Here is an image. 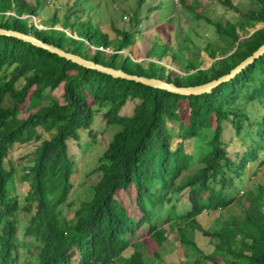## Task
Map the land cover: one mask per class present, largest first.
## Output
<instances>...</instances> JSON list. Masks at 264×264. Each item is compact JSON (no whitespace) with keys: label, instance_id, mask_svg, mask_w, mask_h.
Instances as JSON below:
<instances>
[{"label":"trees","instance_id":"1","mask_svg":"<svg viewBox=\"0 0 264 264\" xmlns=\"http://www.w3.org/2000/svg\"><path fill=\"white\" fill-rule=\"evenodd\" d=\"M89 1L76 0L40 29L30 18L39 14L41 0H0V27L176 86L228 74L264 44V0H247L244 9L219 0L234 19L195 13L216 32L202 49L213 59L208 68H200L199 50L186 39L153 44L148 55L156 60L144 65L124 51L136 43L137 26L146 18L143 8L154 13L162 1L136 0V9L128 13L129 30L113 24L115 37L87 13ZM57 23L63 29L54 28ZM169 55L183 74L160 63ZM7 92L11 104L0 107V264H148L138 242L162 246L167 225L188 250L191 264H264V184L243 185L248 164L264 167V53L210 92L183 95L114 77L0 34V95ZM24 105L26 116H21ZM97 114L115 132L88 172L99 174L89 197L69 218L61 207L68 204L77 173L79 153L72 151V141L81 147L95 138ZM182 121L177 138L170 127ZM205 130H211L206 149L197 153L194 147ZM31 143L34 149L15 161L14 148ZM16 179L24 183L22 193L16 191ZM235 203L243 207L242 216L232 215L213 230L203 227L199 217ZM198 235L209 249L199 245Z\"/></svg>","mask_w":264,"mask_h":264},{"label":"rangeland","instance_id":"2","mask_svg":"<svg viewBox=\"0 0 264 264\" xmlns=\"http://www.w3.org/2000/svg\"><path fill=\"white\" fill-rule=\"evenodd\" d=\"M75 1L76 0H41L39 14L32 16L30 19L36 27L40 29L48 28V24H45L55 15L61 18L66 13L68 5H71ZM159 1L160 0H157L156 3ZM161 1L163 3L162 8L156 9L154 13H148L147 6L143 8L141 17L146 15V18L137 26L140 33L138 34L136 43L126 49L124 54L130 55L137 62L147 65L149 61L156 60L148 55L153 44H163L170 41L173 45H176L178 39H186L188 41H193L197 50H199L200 58L198 59V62H200V68H208L213 62V59H211L202 49L205 43L215 39L216 32L206 18L212 20H230L234 19L236 14L226 9L219 3V0H185L187 5L197 4L195 11L187 8L185 3L183 4L184 0ZM232 1L234 4H239L243 9L248 8L249 6L247 0ZM84 5L87 13L91 15L97 25L102 30L108 32L112 37H115L116 34L112 29L113 24L118 28L129 30L130 25L128 23V13H132L136 9V0H90ZM195 13H202L206 18H198L195 16ZM261 26L262 24H258L256 28ZM54 28L63 29L62 23H57ZM253 30L254 29H250V31ZM64 31L68 35H73L75 37V34H72L71 32V28H66ZM108 51L112 52L110 49ZM184 51L185 53L187 52L185 49ZM187 55L190 56L189 54ZM160 63L168 69L183 74L178 63L173 61L170 55L164 57ZM55 93L59 94L58 92ZM247 93L248 92H246L245 95H247ZM11 101L12 96L10 92H7L5 95H0V107L9 106ZM243 105L244 103L240 102V106L242 107ZM25 108V105L21 107V116H26L24 111ZM129 109L130 108H127L126 111H129ZM182 124L183 121L175 122L170 127V131L177 138H180ZM92 129L95 132V138L84 140L81 142L83 146L77 147L74 145L75 142L72 141V151L77 154L79 153V155L74 158L77 161V173L74 176V186L69 195L68 204H64L61 207L64 214L69 218L74 217L75 208L89 197L90 188L98 180L99 174H93L90 176L88 175V172L97 165L100 156L107 148L115 132V129L109 127L106 124V121L98 114L95 117ZM210 132L211 130L203 131L201 140L198 139L196 142L197 144L194 147L195 152L198 153L206 149L204 148V140L206 141L209 138ZM35 145V143H31L26 146H17L14 148L12 156L15 161H17L19 157L33 150ZM25 165L19 166L18 171L20 175L22 174ZM258 183L264 184V167H259L258 162L250 163L247 166L243 185L251 188ZM14 184L18 193H22L25 190L24 183L19 182V179H16ZM122 198H125L124 195ZM243 212V207L240 204L235 203L218 212L205 213L199 217V220L204 228L213 230L219 227L224 219H227L232 215L242 216ZM166 227L169 229V236L168 240L162 246L157 247L154 243L149 244L141 241L138 242L137 247L142 251L147 263L191 264L188 256L189 252L180 245L179 240L176 237L175 229H170L168 225ZM197 241L200 246L208 249L210 248L205 237L198 235ZM157 249L159 255H155Z\"/></svg>","mask_w":264,"mask_h":264},{"label":"water","instance_id":"3","mask_svg":"<svg viewBox=\"0 0 264 264\" xmlns=\"http://www.w3.org/2000/svg\"><path fill=\"white\" fill-rule=\"evenodd\" d=\"M0 34L4 35H10L17 37L25 42L31 43L32 45L42 47L49 52L55 53L60 57H64L74 63H77L81 66L92 68L99 70L101 72L108 73L114 77H122L126 79H132L137 82H141L143 84L165 89L174 93H179L183 95H189V94H201L205 92H210L214 87H216L219 83L224 81H229L232 79L237 73L241 72L247 65L252 63L257 57L262 55L264 53V44L261 45L251 56L247 57L245 60H243L240 64H238L235 68H233L228 74H225L217 79H214L210 82L196 85V86H176L173 83L166 82L165 80H161L158 78L153 77H146V76H140L135 74H129L124 72L121 69H115L109 66H104L102 64L96 63L90 59H85L77 54H74L72 52L65 51L62 48H59L56 45L44 42L43 40H40L33 36L31 33H22L19 31L11 30V29H4L0 27Z\"/></svg>","mask_w":264,"mask_h":264}]
</instances>
